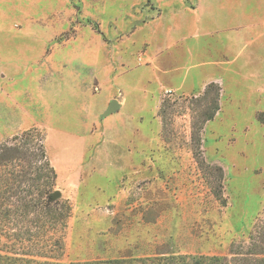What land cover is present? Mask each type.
Returning a JSON list of instances; mask_svg holds the SVG:
<instances>
[{"label":"rangeland","instance_id":"obj_1","mask_svg":"<svg viewBox=\"0 0 264 264\" xmlns=\"http://www.w3.org/2000/svg\"><path fill=\"white\" fill-rule=\"evenodd\" d=\"M29 130L72 209L59 262L247 250L264 233V0H0V143Z\"/></svg>","mask_w":264,"mask_h":264},{"label":"trees","instance_id":"obj_2","mask_svg":"<svg viewBox=\"0 0 264 264\" xmlns=\"http://www.w3.org/2000/svg\"><path fill=\"white\" fill-rule=\"evenodd\" d=\"M214 87L206 88L203 101L210 99ZM210 103L204 123L220 109L218 91ZM196 159L203 167L201 155ZM56 181L45 138L37 130L0 143V264H63L59 258L72 209L67 201L53 198ZM214 194L222 199L220 191ZM259 228L264 229V222ZM75 264H264V233L252 237L247 250L233 251L231 258L169 255Z\"/></svg>","mask_w":264,"mask_h":264},{"label":"water","instance_id":"obj_3","mask_svg":"<svg viewBox=\"0 0 264 264\" xmlns=\"http://www.w3.org/2000/svg\"><path fill=\"white\" fill-rule=\"evenodd\" d=\"M119 102L117 100H113L111 101L107 111L105 112L104 116H108V115H111L113 113H115L118 109H119ZM53 198L54 199H58L61 197V192L60 191H55L53 194H52Z\"/></svg>","mask_w":264,"mask_h":264}]
</instances>
